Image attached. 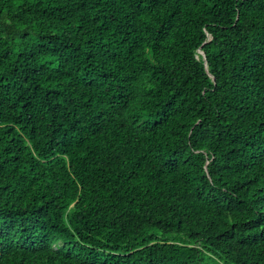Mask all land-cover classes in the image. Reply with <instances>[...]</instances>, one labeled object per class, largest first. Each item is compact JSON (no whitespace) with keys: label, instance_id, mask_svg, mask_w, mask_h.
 I'll return each instance as SVG.
<instances>
[{"label":"trees","instance_id":"1","mask_svg":"<svg viewBox=\"0 0 264 264\" xmlns=\"http://www.w3.org/2000/svg\"><path fill=\"white\" fill-rule=\"evenodd\" d=\"M264 264V0H0V264Z\"/></svg>","mask_w":264,"mask_h":264},{"label":"rangeland","instance_id":"2","mask_svg":"<svg viewBox=\"0 0 264 264\" xmlns=\"http://www.w3.org/2000/svg\"><path fill=\"white\" fill-rule=\"evenodd\" d=\"M216 264V263H215Z\"/></svg>","mask_w":264,"mask_h":264}]
</instances>
